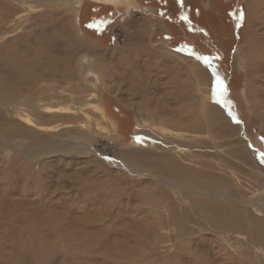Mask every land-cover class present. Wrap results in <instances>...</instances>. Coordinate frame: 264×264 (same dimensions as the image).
I'll return each mask as SVG.
<instances>
[{
  "label": "rangeland",
  "instance_id": "1",
  "mask_svg": "<svg viewBox=\"0 0 264 264\" xmlns=\"http://www.w3.org/2000/svg\"><path fill=\"white\" fill-rule=\"evenodd\" d=\"M246 226L264 0H0V264H264Z\"/></svg>",
  "mask_w": 264,
  "mask_h": 264
},
{
  "label": "bare ground",
  "instance_id": "2",
  "mask_svg": "<svg viewBox=\"0 0 264 264\" xmlns=\"http://www.w3.org/2000/svg\"><path fill=\"white\" fill-rule=\"evenodd\" d=\"M198 68V73H197V76L200 78V79H205V81L207 82V84H211V81H210V79H209V77L206 75V73H205V71H204V69L203 68H200V67H197ZM183 70V69H182ZM194 71V70H193ZM167 74H169L168 72H167ZM165 72H163V77H165L166 75H167ZM192 74H194L195 75V73H193L192 72ZM172 75V74H171ZM196 76V75H195ZM194 76V77H195ZM179 78V77H178ZM175 79V78H174ZM173 79V80H174ZM180 79V78H179ZM195 80H196V77L194 78ZM176 80V79H175ZM193 81V80H192ZM178 84H179V82H178V80H176V81H173L172 82V85L171 86H178ZM183 90V89H182ZM194 91V89L192 90V92ZM189 94V93H188ZM184 95H187L186 94V92L185 91H182V93L180 92L179 94H178V96H176V100H177V98L178 97H181V100H183V96ZM189 96L191 97V94H189ZM184 99H185V97H184ZM168 173V172H167ZM187 175V174H186ZM175 178V177H174ZM173 178V179H174ZM182 181V180H181ZM192 182V181H191ZM235 194V193H234ZM223 207V206H222ZM192 208H194V207H192ZM194 209H196V208H194ZM193 209V210H194ZM235 210V209H234ZM194 212V211H193ZM217 212V211H216ZM219 212H221V210H219ZM171 213L173 214V211H171ZM238 213V212H237ZM239 214V213H238ZM195 216H198V218H199V215H197V214H194V213H189V215H187L186 216V219L185 220H182V221H180V220H176V219H174V218H172V219H174V223H173V225L176 227V229H178V230H180L181 232H186V233H188L189 231H191V230H193L192 228H190V227H188L187 226V224H188V222H189V220L190 219H193ZM214 217V216H213ZM251 218V217H250ZM244 219V218H243ZM247 219H248V217H247ZM211 220V219H210ZM213 220V219H212ZM197 221V224L199 223V221L197 220V219H195V222ZM245 221H246V219H245ZM250 222L252 223V224H254V223H256L257 221L255 220H250ZM239 223V222H238ZM247 223V222H246ZM200 224V223H199ZM210 224V223H209ZM178 225V226H177ZM257 225V224H256ZM236 226V225H235ZM216 228V227H215ZM226 229V228H225ZM263 230V229H262ZM262 230H260V229H258V230H256V229H248L247 228V226L243 229V231H244V233H246L248 236H247V238H248V241L250 242V243H252L253 245H259V246H261V247H263V249H264V231H262ZM234 231V230H233ZM241 232V231H240ZM240 234V233H239ZM250 255V254H249ZM247 256V255H246Z\"/></svg>",
  "mask_w": 264,
  "mask_h": 264
},
{
  "label": "snow or ice",
  "instance_id": "3",
  "mask_svg": "<svg viewBox=\"0 0 264 264\" xmlns=\"http://www.w3.org/2000/svg\"><path fill=\"white\" fill-rule=\"evenodd\" d=\"M204 59H205V64H206V66H210V64H211V60H210V58H204ZM217 84H218L219 88L222 90V89H223L222 82L217 81Z\"/></svg>",
  "mask_w": 264,
  "mask_h": 264
},
{
  "label": "crops",
  "instance_id": "4",
  "mask_svg": "<svg viewBox=\"0 0 264 264\" xmlns=\"http://www.w3.org/2000/svg\"><path fill=\"white\" fill-rule=\"evenodd\" d=\"M161 9H162V11L166 10V9H164V7H163V8H161Z\"/></svg>",
  "mask_w": 264,
  "mask_h": 264
},
{
  "label": "flooded vegetation",
  "instance_id": "5",
  "mask_svg": "<svg viewBox=\"0 0 264 264\" xmlns=\"http://www.w3.org/2000/svg\"><path fill=\"white\" fill-rule=\"evenodd\" d=\"M163 2H164V0H163Z\"/></svg>",
  "mask_w": 264,
  "mask_h": 264
}]
</instances>
